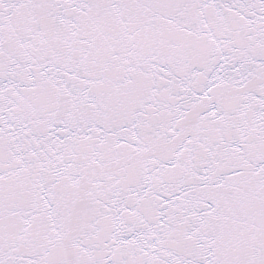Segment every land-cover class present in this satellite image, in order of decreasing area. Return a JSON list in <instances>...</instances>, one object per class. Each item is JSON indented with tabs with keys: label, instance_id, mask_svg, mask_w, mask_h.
Masks as SVG:
<instances>
[{
	"label": "snow or ice",
	"instance_id": "6c2138e0",
	"mask_svg": "<svg viewBox=\"0 0 264 264\" xmlns=\"http://www.w3.org/2000/svg\"><path fill=\"white\" fill-rule=\"evenodd\" d=\"M0 264H264V0H0Z\"/></svg>",
	"mask_w": 264,
	"mask_h": 264
}]
</instances>
